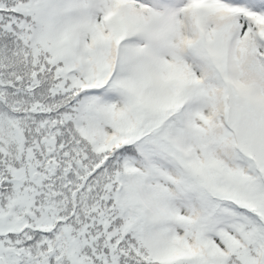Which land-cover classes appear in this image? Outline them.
<instances>
[{
  "label": "snow or ice",
  "instance_id": "1",
  "mask_svg": "<svg viewBox=\"0 0 264 264\" xmlns=\"http://www.w3.org/2000/svg\"><path fill=\"white\" fill-rule=\"evenodd\" d=\"M0 264H264V0H0Z\"/></svg>",
  "mask_w": 264,
  "mask_h": 264
}]
</instances>
